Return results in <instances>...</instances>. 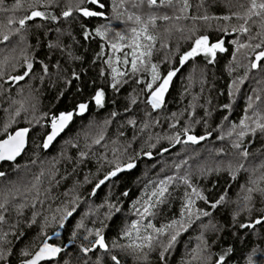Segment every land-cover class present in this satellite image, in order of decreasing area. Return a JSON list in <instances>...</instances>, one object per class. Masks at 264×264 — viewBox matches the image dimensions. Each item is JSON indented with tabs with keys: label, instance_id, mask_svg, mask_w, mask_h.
<instances>
[{
	"label": "snow or ice",
	"instance_id": "1",
	"mask_svg": "<svg viewBox=\"0 0 264 264\" xmlns=\"http://www.w3.org/2000/svg\"><path fill=\"white\" fill-rule=\"evenodd\" d=\"M208 2L196 0L193 5L192 0H12L9 5L6 0H0V100H7L6 108L0 103V165L12 162L14 172H18L21 167L16 162L26 154L30 133L39 135L42 140L39 146L49 149L73 122L74 117L89 112L90 105L98 109L105 107L108 102L106 88L119 94L125 86H135L132 87L134 94L128 97L124 107L125 113L132 112V107L139 104L140 94L143 93V103L150 110L144 112V119L140 122L134 116L125 122L129 128L138 129L140 134H144L152 124H160V120L152 118V114L165 108L166 95L185 65L190 68L189 85L185 92L194 83L200 85L199 93L204 92L206 74L197 64V59L201 58L204 65H215L218 53H229L224 35L243 37V40L234 38L229 41L233 46V52L229 53L233 63L242 50L246 58L249 52L252 54L245 75L232 79L227 92L219 93L228 98L219 105L222 113L220 120L226 122L227 127L220 123L210 128L208 119L213 112L204 104H199L200 108L205 109L202 120L195 119L187 124L180 120L171 123L170 127L178 130L163 138L169 142L170 147H162L158 153L162 155L170 152L171 147L176 145H200L213 139L229 141L228 147L232 151L226 152L224 148L215 150V154L229 157L227 163L204 167L197 161L195 165L203 176L219 175L222 172L228 175L229 182L215 198L210 199L202 189L193 185L194 166L189 164V160L194 157L190 156L174 166L177 173L187 166L184 174L167 175L153 182L150 191L146 190L140 199L132 202L133 218L124 223L117 238L111 241L106 239L105 229L108 225L105 221L121 213V207L117 203L105 202L99 205L105 207L106 212L98 227L88 228L84 223V219L92 213L90 209L75 225L71 238L65 243H56L53 238L58 239L61 232L53 231L50 234L48 229H64L74 216L83 211L80 207L82 196L77 190L79 183L66 189L62 193L63 198L53 208L51 203L46 205V201L58 199L51 195L52 187L60 184L54 173H49L48 187H44L43 170L27 182L22 179L13 180L8 172L0 170V264H13V257L17 254L20 258L18 264H103L102 256H96L93 260V255L98 251L108 254L111 264H128L125 256L134 264H152L153 254L157 264H169L170 257L181 243L180 237L193 225L200 229L196 237L198 242L181 257V264H229L232 248L214 255L210 251L206 234H215L214 242L226 229L251 231L258 226L264 228V78L256 80L257 86L247 95L242 118L239 121L230 119L234 98L248 80L247 73L257 70L264 74V0H236V4L229 7V11L222 16H210L206 11L200 13L199 10ZM21 11L24 15L18 16L17 13ZM37 19L47 22V26L32 23ZM93 19L122 21L124 28H113L111 23L90 27ZM213 19L236 21V24L231 28L219 29L223 35L215 39L208 34L197 35L199 29L196 24ZM184 21H190L191 26L184 24ZM62 22L70 23L64 27ZM52 24L59 26L52 28ZM73 25L79 28L83 41L96 38L103 41L95 60H100L105 66L99 72L101 77H107L105 86L95 88L90 99L77 102L73 110L40 112V90L29 86L26 93L21 82L36 79L38 83H44L45 77L51 78L53 74L57 79H63L66 86L72 84L73 80H81L83 73L71 68L72 62L83 60L82 56L72 51L68 43H79L71 30ZM32 27L44 28L40 34L45 37L43 42L39 35L35 37L36 44L29 42ZM49 34L52 39L47 38ZM184 41H190V44L181 51L180 44ZM37 45L47 49L43 59L35 54ZM53 53L60 55L54 57ZM159 53L164 55L154 60V56ZM171 53L177 55L173 57ZM64 64L69 67H64ZM162 64L169 67L162 71ZM234 70L230 63L229 73ZM4 84L8 87L5 88ZM15 85L21 86L16 89L14 97L12 90ZM63 95L62 91L58 93V97ZM191 99L188 111L189 116L194 117L199 95H192ZM110 102L114 104L115 100ZM117 115L119 113L115 111L110 113L111 118ZM175 116L173 113L171 118ZM149 118H152L151 121ZM22 121H27L26 126H20ZM110 124L111 119H107L98 131L88 133L85 138L90 139L91 143L85 146L87 151L78 153L77 164L88 159L95 145L106 150L97 161L99 178L94 183L84 178L85 183L92 184L90 197H95L102 186L113 182L121 173L136 168V162L141 156L153 158L152 151L142 150L140 153L129 154L132 142L139 139L136 132H133L126 144L120 143L118 139L127 135L123 131L118 133L115 140L106 139V128ZM196 124H202L205 129L202 134H196ZM152 139L151 136L146 137L147 141ZM159 142L160 138L157 137L155 142L149 143V147L155 149ZM257 142L259 147H256ZM109 143L112 144L110 149ZM109 152L111 159L108 158ZM66 159L72 160L71 157ZM30 163L35 164L36 161ZM55 163L58 161L54 162L53 168ZM105 166L107 171L100 175ZM75 170L76 165L73 166V172ZM5 178H8L7 184L3 183ZM233 182H237L238 189L234 193L235 199L229 195ZM21 183L24 184L23 192ZM180 183L189 190L184 193L181 210L176 218L161 224L157 217L170 203V188ZM121 195L128 197L129 191H123ZM198 202H203L204 206H198ZM45 207L47 212L43 211ZM217 209L229 213L227 225L214 222L213 214ZM26 210L28 215H25ZM204 218L209 219L205 222ZM197 221L200 223L197 224ZM33 227L36 231L29 235L28 230ZM80 230L86 234L80 237L81 243L77 245ZM121 240L126 242L122 243ZM21 241H25L23 246L16 248ZM255 255L254 249L247 257V264H256L253 259Z\"/></svg>",
	"mask_w": 264,
	"mask_h": 264
},
{
	"label": "trees",
	"instance_id": "2",
	"mask_svg": "<svg viewBox=\"0 0 264 264\" xmlns=\"http://www.w3.org/2000/svg\"><path fill=\"white\" fill-rule=\"evenodd\" d=\"M6 3L9 5L12 3V0H6ZM193 5L196 4V0H192ZM236 0H209L205 4L204 8L199 10L200 13L207 12L210 16H222L229 11V7L234 6ZM27 7V4L24 5ZM195 11V8L193 9ZM233 10L235 8L233 7ZM18 16L24 15V12H18ZM34 24H44L47 26V22L40 21L37 19ZM70 22H62L64 27H68ZM87 23V21H85ZM111 23L113 28L123 30L124 24L122 21H104L100 19H93L89 26H99L101 24ZM184 24L191 26L190 21H184ZM236 24V21L226 22L223 20H210L207 23L198 22L196 27L199 29L197 35L203 33L208 34L210 37L215 39L218 36L223 34L219 29L223 27L231 28ZM59 25L52 24L51 27L55 28ZM73 35L76 40L79 41L78 44H73L72 41L68 43L72 46V51L83 57L82 61H75L71 63L72 70L83 73L81 80H73L72 84L65 85L63 79H57L55 74L51 78L45 77L44 83H38L36 79L31 81L21 82V85L25 88L27 93L29 86L35 89H39L40 103L39 111L40 112H63L73 110L75 104L79 101L90 99V96L93 90L100 86H105V80L107 77H101L99 75L100 69L105 66L100 60H95L96 54L100 51V45L103 43L99 38L89 40L87 42L83 41L80 34L79 28L75 25L71 28ZM44 32V28L32 27L29 34V42L36 44V36H40L41 42L45 39L43 35H40ZM48 39H52V35L49 34ZM226 46L229 47V53L233 52V46L229 44V41L236 38L243 40V37H237L235 35H224ZM175 43V41H173ZM190 44V41H184L180 44V50L187 48ZM47 49L43 48L40 45H37L35 49V54L40 56L41 59L44 58V54ZM229 53H218V62L215 65H204L201 61V58L197 59V64L200 68L205 70L207 83L204 85V92L199 93V84L194 83L188 90L185 92V89L188 88L189 81L188 76L190 68L188 65L181 70V73H178L177 78L173 80V83L169 89L168 94L166 95V105L164 109L159 110L158 112H153L152 118H157L160 120V124H152V126L144 133L140 134L138 129H131L126 124L127 118H132L134 116L138 122L144 119V112L149 111L148 107L143 103V93H141V100L137 106L132 107V112L125 113L124 107L128 103V97L133 95L132 87L125 86L119 94L113 92L111 89L106 88V93L108 97V102L102 109L96 108L94 105H90L89 112L85 113L83 116L74 117L73 122L69 125L65 133L49 148L43 149L39 145L42 143V140L39 135H33L30 133L29 146L26 150V154L21 158L17 159V162L21 167L18 172L13 171V164L6 163L3 164L1 170H4L10 174V177L13 180L22 179L24 182L30 181L32 176L39 174L41 170L45 172L44 187H48L47 180L49 173L55 174V179L60 181L58 186L52 187L51 195L53 197H58L56 200L46 201V205L51 203L54 208L59 200L62 199V193L71 188L74 184L79 183L78 192L82 196L81 209L83 211L79 212L78 215L74 216L70 222L66 225L64 229L59 228H49L48 231L52 234L53 231H60L61 236L57 239L54 237L56 243H65L68 239L71 238V232L75 229V225L80 221L81 217L84 216L85 212H88L90 209L92 213L84 219V223L88 228L98 227L101 220H104V213L106 212L105 207H99V205L104 204L105 202L117 203L121 207V213H117L116 216L105 221L108 225L105 229V237L107 240L111 241L117 238V234L127 220L133 218L132 211V202L140 199L144 192L150 191L153 182L158 181L159 179L167 175H181L187 170V166L179 169L177 173L175 170V164L180 163L182 160L188 157H194V159L189 160V164H192V183L198 188L202 189L206 195H209V198H215L219 191H222L226 184L229 182V177L225 173H220L219 175L211 174L203 176L200 174L199 170L196 168V162L198 161L204 167H215L218 163H227L229 157L223 155L215 154V150L219 148H224L226 152L232 151L228 145L229 141H217L215 139L202 142L200 145H176L171 147V151L163 153L162 155L158 154L159 150L162 147H170L169 142L163 139L165 136L173 134L178 129H173L170 127L171 123H174L176 120H180L182 123L187 124L191 123L195 119L203 118L204 110L200 108L199 104H204L208 110L213 112V115L208 119V124L210 128H214L217 124L224 123L227 127L226 122H222L220 117L222 113L219 110V105L223 102H226L228 99L226 95H219L220 92H227L232 79H238L245 75L247 71V65L249 63V58L251 57V52L248 53L246 58L244 51L240 54H237L236 62L231 61V56ZM59 53H53V56H59ZM164 53H159L154 56V60H158ZM177 54L171 53L170 56L175 57ZM95 60V62H93ZM232 64V67L235 69L231 73L228 71V65ZM63 64V61H62ZM64 67H69V65L64 64ZM169 67L167 64H162L161 68L163 69ZM248 80L245 84L241 86L240 92L236 95L235 103L231 111L230 119L239 121L246 108V97L251 94V90L256 87L255 81L261 78H264V74L260 73L257 70H252L248 72ZM94 81V83H92ZM21 85H15L12 90V94L15 97L16 89ZM4 87L7 88L8 85L4 84ZM63 92L62 97H58L59 92ZM139 92V88H137ZM192 95H199L197 107L195 108V116H189V105L192 103ZM114 99L115 103L110 101ZM211 101L210 104L207 101ZM0 103L7 107V100H0ZM117 112L115 118L110 117L111 112ZM175 113L176 116L172 117V114ZM152 118H149L151 121ZM111 119V124L107 126V138L113 140L118 138V133L120 131L125 132L127 135L124 137H119V142L126 144L132 137L133 132L139 136V139L132 142V147L129 148V154L140 153L143 151H152L153 158H148L141 156L137 160V167L131 171H126L121 173L118 177L114 178L113 182H110L106 186H102L100 190L97 191L95 197H90L89 193L92 189V184L85 183L84 178L92 180L93 183L96 179L99 178L97 175V161L100 159L101 155L106 151L100 146L95 145L92 147L89 152L88 159L84 160L82 163L77 164L78 153L80 151H87L86 145L91 143L90 139H86L88 133H94L104 126V121ZM27 121H22L20 126H26ZM194 130L197 135L202 134L205 129L202 124L194 125ZM151 136L152 141H147L146 137ZM215 136V133H214ZM159 137L160 142L157 144L155 149L149 147V143L155 142V139ZM70 141V143H69ZM259 142H257L256 147H259ZM112 144H108L110 149ZM254 150V149H253ZM93 153L95 154L93 156ZM66 157H71L72 160L69 161ZM108 158L111 159L110 152L108 153ZM35 160V164L30 162ZM55 168H53L54 162ZM27 165V167H25ZM76 165V170L73 172V166ZM103 171H107V166L102 170L100 175L103 174ZM62 176H66V179H61ZM7 179L3 183L7 184ZM242 182V180L240 181ZM236 183L233 182V189L229 192V195L235 199L234 193L238 191L236 188ZM21 192L24 190V184L21 183ZM129 191V196L124 197L121 195L123 191ZM189 191L185 185L182 183L177 184L170 188L172 193L169 198L170 203L164 207L162 214L157 217L159 223H164L165 221L176 218L181 210V205L184 201V193ZM30 199V197H29ZM198 206L203 207V202H198ZM47 212V207L43 209ZM25 215H28V210H26ZM207 219L204 218L205 222ZM214 222L219 224L227 225L229 223V213L225 210L217 209L213 214ZM242 219H247V217H242ZM200 221H197V224ZM7 230V228H6ZM36 231L35 227L28 230L29 235H32ZM233 232L236 234L233 235ZM85 233L84 230H80L77 236L76 244L81 243L80 237ZM200 234V229L196 228L193 225V228L183 234L180 237L181 243L177 245L172 256L169 259V264H181V257L186 254L198 241L196 237ZM213 233H207L206 236L209 241L210 251L216 255L220 254L223 250L231 247L232 253L229 264H247V257L252 254V251L256 250V255L253 257L256 260V264H264V228L259 226L254 230H239V229H226L219 234V238L215 239L213 242ZM11 239V237H9ZM122 243L126 241L121 240ZM25 241H21L16 245V248L23 246ZM86 243V241H85ZM115 254V253H114ZM121 255H123L121 253ZM152 258V264H157V261ZM96 256L103 257V264H111L108 254L98 251L93 255V260ZM18 254L13 257V264H18L19 261ZM128 264H134V262L129 257H124Z\"/></svg>",
	"mask_w": 264,
	"mask_h": 264
},
{
	"label": "water",
	"instance_id": "3",
	"mask_svg": "<svg viewBox=\"0 0 264 264\" xmlns=\"http://www.w3.org/2000/svg\"><path fill=\"white\" fill-rule=\"evenodd\" d=\"M67 129H68V128H67ZM67 129H66V130H67ZM66 130H65V131H66ZM64 133H65V132H64ZM64 133H62L61 136H62ZM61 136H60V137H61ZM60 137H58L57 140H58ZM55 142H56V141H55ZM55 142H54V143H55ZM54 143H53V144H54ZM26 150H27V149H26ZM19 158H21V157H19ZM19 158H18V159H19ZM10 163H12V162H10ZM2 165H3V164H2ZM2 165H0V170H1Z\"/></svg>",
	"mask_w": 264,
	"mask_h": 264
}]
</instances>
